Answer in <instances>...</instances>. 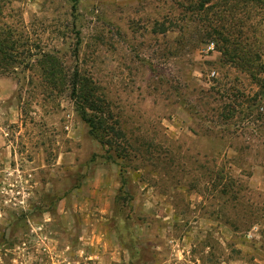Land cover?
<instances>
[{
  "label": "rangeland",
  "instance_id": "374dc122",
  "mask_svg": "<svg viewBox=\"0 0 264 264\" xmlns=\"http://www.w3.org/2000/svg\"><path fill=\"white\" fill-rule=\"evenodd\" d=\"M1 44L0 264H264V0H0Z\"/></svg>",
  "mask_w": 264,
  "mask_h": 264
},
{
  "label": "trees",
  "instance_id": "16d2710c",
  "mask_svg": "<svg viewBox=\"0 0 264 264\" xmlns=\"http://www.w3.org/2000/svg\"><path fill=\"white\" fill-rule=\"evenodd\" d=\"M3 49H5V45L1 44L0 54L4 52ZM72 88V97L77 105V110L88 124L90 133L101 144L109 145L111 149L119 153L122 148L118 138L120 136V129H117L109 121L108 115L112 113L108 107H105V101L99 97L97 93L98 87L87 77H82L78 70H75L72 76Z\"/></svg>",
  "mask_w": 264,
  "mask_h": 264
}]
</instances>
